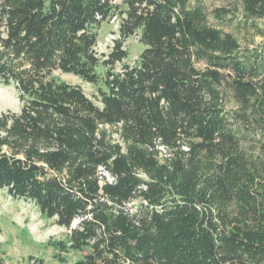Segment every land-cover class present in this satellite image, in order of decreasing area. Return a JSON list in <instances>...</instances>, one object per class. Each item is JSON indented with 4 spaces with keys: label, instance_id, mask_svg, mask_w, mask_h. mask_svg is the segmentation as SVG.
Listing matches in <instances>:
<instances>
[{
    "label": "trees",
    "instance_id": "obj_1",
    "mask_svg": "<svg viewBox=\"0 0 264 264\" xmlns=\"http://www.w3.org/2000/svg\"><path fill=\"white\" fill-rule=\"evenodd\" d=\"M207 1L0 0V83L21 102L0 114V188L59 226L82 218L57 243L86 251L73 264H264V54L240 55L211 21L233 11ZM234 9L264 18V0Z\"/></svg>",
    "mask_w": 264,
    "mask_h": 264
},
{
    "label": "rangeland",
    "instance_id": "obj_2",
    "mask_svg": "<svg viewBox=\"0 0 264 264\" xmlns=\"http://www.w3.org/2000/svg\"><path fill=\"white\" fill-rule=\"evenodd\" d=\"M239 0H208L206 3L208 11H213L216 7H228L233 14L227 16L222 21L211 18L212 24L223 27L226 31L233 33L240 45V55L260 52L264 54V18L247 19L241 11L234 8ZM119 18H112L104 22L99 30L96 50L102 57L107 55L119 37ZM128 49V57L125 62L134 64L146 45L139 40V34L130 36L125 41ZM203 67L204 63H199ZM121 64L116 65L120 69ZM55 75L73 84L79 85L86 95L96 104L100 105L98 98V85L84 81L71 73L55 71ZM230 108V107H229ZM21 109V102L15 85H4L0 83V114L3 112H16ZM114 138L118 134L114 131ZM7 150V147L4 148ZM165 150L163 155L165 156ZM107 179L112 177L105 170H101ZM139 207V202L134 201L127 204L130 211H135ZM81 217H77L71 227L76 228ZM70 229L59 226L53 220L42 216L39 208L31 201L16 199L7 194L5 189L0 188V256H3L11 264H32L28 258L30 255L44 258L51 264H73L80 259L86 251L67 250L60 251L57 243L60 240H67Z\"/></svg>",
    "mask_w": 264,
    "mask_h": 264
}]
</instances>
